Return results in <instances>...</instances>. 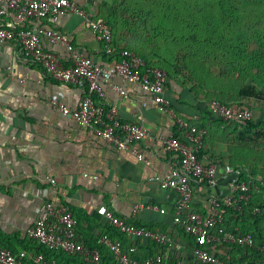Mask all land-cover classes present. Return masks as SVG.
I'll use <instances>...</instances> for the list:
<instances>
[{
	"label": "crops",
	"instance_id": "1",
	"mask_svg": "<svg viewBox=\"0 0 264 264\" xmlns=\"http://www.w3.org/2000/svg\"><path fill=\"white\" fill-rule=\"evenodd\" d=\"M71 1L95 20L105 21L113 11L112 0ZM33 23V20L26 22L27 26ZM40 24L61 31L94 62L113 67L114 60L106 53L104 43L82 16L49 17ZM117 38L122 46H128L120 34ZM46 46L58 53L66 64L70 63L65 46L48 42ZM113 85L123 87L127 98L121 97L114 87H108L103 102L116 104L123 120L148 128L152 137L135 143L134 147L149 163L132 150L117 149L53 104L58 100L77 107L86 88L48 76L37 62L23 53L18 42H0V243L4 247L26 250L32 255L38 253L42 247L28 238L27 230L41 216L46 203L53 201L79 219L77 238L84 244L99 239L103 232L111 229L104 214L111 210L139 226L166 232L175 239L173 246L161 248L145 238L129 235L121 238L110 233L113 238H121L130 256L144 259L164 250L168 264L186 258L189 237L179 232L173 221L179 195L161 185L177 160L165 150L161 140L175 130L176 116L206 128L208 137L204 140L202 155L207 162L218 161L219 184L198 186L194 208L207 214L211 196H229L228 180L241 171L233 166L242 162L231 149L235 123L221 126L211 118L210 94L197 93L180 77L169 78L167 96L176 114L173 116L158 110L151 94L139 83L123 82L115 77ZM257 101L243 100L253 102L257 107L253 108L254 118L261 121L264 106ZM237 104L240 103L230 105ZM237 249L221 245L216 252L226 262L247 264L244 263L247 254ZM51 255L59 264H94L76 252L56 251ZM25 264L36 263L28 258ZM103 264L117 263L105 260Z\"/></svg>",
	"mask_w": 264,
	"mask_h": 264
},
{
	"label": "built area",
	"instance_id": "2",
	"mask_svg": "<svg viewBox=\"0 0 264 264\" xmlns=\"http://www.w3.org/2000/svg\"><path fill=\"white\" fill-rule=\"evenodd\" d=\"M70 14L82 16L98 40L104 43L106 53L114 60L112 68L94 62L61 31L40 24L46 18L56 19ZM31 20L34 23L27 26L26 22ZM10 41L18 42L23 53L37 62L51 78L86 88V94L77 107L53 101L64 115L92 130L117 149L132 150L141 160L150 162L134 147L135 143L152 137L148 128L135 121L123 120L118 106L106 105L103 100L108 87H114L121 97L127 98L123 87L113 85V79L119 77L123 82L139 83L151 94L158 110L176 116L172 101L167 96L170 77L166 70L150 66L135 52L115 45L112 27L105 21L95 20L71 0H0V42ZM47 42L65 46L70 63L66 64L58 53L49 49ZM209 106L210 113L224 121H250L254 118V109L246 105H230L212 100ZM205 135L204 128L176 116L175 130L161 137L165 150L177 157L174 168L161 180V185L178 193L179 201L173 221L193 237L196 243L192 250L193 260L182 259L174 264H228L216 252L218 246L257 247L251 233L239 234L226 227V208L240 211L252 195L250 185L236 172L228 180L229 196H211L207 214L194 208L198 186L215 187L219 184L218 161L214 159L207 162L202 155ZM261 193L264 198V191ZM153 208L158 209L157 206ZM253 212L263 214L264 207L257 206ZM104 214L111 226L126 235L168 246L175 243L174 237L166 232L139 226L111 210H106ZM77 235L76 217L67 208L57 206L53 201L46 203L41 216L27 230L29 239L49 250L76 252L85 261L98 264L102 258L100 249L88 247L78 240ZM99 243L112 253L117 264H168L166 252L143 260L130 256L124 251L122 242L113 238L110 233L102 234ZM257 248L264 255V244ZM28 258L36 264H59L56 259L47 263L42 253L32 255L26 250L13 251L0 243V264H25Z\"/></svg>",
	"mask_w": 264,
	"mask_h": 264
},
{
	"label": "trees",
	"instance_id": "3",
	"mask_svg": "<svg viewBox=\"0 0 264 264\" xmlns=\"http://www.w3.org/2000/svg\"><path fill=\"white\" fill-rule=\"evenodd\" d=\"M184 1L185 0H160L159 3H157L158 5L151 7L150 4V7L146 9V6L142 4L141 0H138L137 2L135 0H112L113 11L105 22H107L113 29L114 44L122 46L117 38V34H120L128 43V46H123L142 57L148 65L166 70L168 75L170 74L172 78L175 76L181 77L178 76L179 74H173L171 71L173 65V63L171 65V59L175 55V52L169 50L170 48H174L172 47V44H183L186 46L197 47L199 43H202L207 49V44L213 43L214 41V28L206 27L202 29V26H207L211 23L213 17L217 16L223 18V20L227 22L229 13L234 19L239 20L240 18L236 16L235 10L239 9L238 13L240 17L243 16V11H245L248 16L253 15L254 19L256 18V23L247 27L248 30L246 31L247 33H245L244 38V41L248 42L246 46L252 51L249 60L250 68L247 70L249 71L247 72L248 76H250L249 83L242 85L237 91H233V89L223 90V87L219 88V86L211 88L208 84L200 82L193 83L186 81V83H190L193 86L192 89L197 93L198 91H200L201 94L207 92L210 94L208 97L211 100H219L226 104L240 103L253 108L254 106L252 105V102H243V100L248 101L249 99H257L260 100V102H262L261 100L264 101V34L258 33V29L256 28V26L264 27V0H189L190 4ZM240 6H244L245 8L242 9ZM197 7H201L200 20L202 26L195 23ZM142 8H144L146 12ZM141 9L144 11L139 13V10ZM150 11H152L151 15L148 13ZM230 11L234 12L231 13ZM153 15L156 16L154 17ZM160 42H163L166 46L165 49L163 48L164 45L162 46ZM159 48H161L160 50H163L159 52ZM221 67L225 68L223 66ZM222 68L220 70H222ZM230 71H228L227 74L228 78L233 77V75L230 74ZM225 72L226 71L224 70L223 73ZM181 79L185 81V76L182 75ZM211 118L221 126L236 122L234 135L238 137L240 141L237 147L234 148L233 146L231 149L233 155L240 157L242 162L238 165L232 166L238 171L241 170V174L239 172L236 173L241 176L242 180L250 185V193L252 194L250 201L243 204L242 210L238 211L237 209L226 208V227L239 234L251 233L257 242V247H259L264 244V213H254L253 209L257 206L264 207V198L261 193L264 191V180H259L257 174L251 170L252 167L250 168V166L246 165L248 162L246 161V156L244 154L246 144L242 141H244V137L249 139L248 135L255 136V138L259 136L264 137V120L258 121L256 118H253L250 121H224L213 114H211ZM190 124L204 128L202 125ZM204 129L206 130V128ZM240 135L243 138H241ZM207 137L208 134L206 130L205 141ZM203 153L204 151L202 150V154ZM258 164H260V161H258ZM76 219L78 228L79 219L77 217ZM110 228V230L103 232V234L113 233L117 236L119 235L121 238L126 235L111 225ZM178 230L189 237L188 253L186 254V256H188L184 259L191 260L193 259L192 250L196 246L195 240L180 227H178ZM120 237L115 239L119 240L121 239ZM149 241L161 248H167L168 246L152 240ZM86 245L90 248L100 249L102 258L99 263L103 264L105 260H113L117 263L112 253L104 245L99 243V239H93V242ZM40 246L42 249L35 255L40 253L44 254L45 261L50 263V261L54 259V256L51 254L56 251L49 250L41 244ZM236 247H238V250L241 249L247 254V259L244 263L264 264V255L257 247ZM251 257H253L252 260L254 262L250 260ZM137 259L143 260V258ZM227 263L236 264L232 261Z\"/></svg>",
	"mask_w": 264,
	"mask_h": 264
},
{
	"label": "rangeland",
	"instance_id": "4",
	"mask_svg": "<svg viewBox=\"0 0 264 264\" xmlns=\"http://www.w3.org/2000/svg\"><path fill=\"white\" fill-rule=\"evenodd\" d=\"M135 1L137 2L138 0ZM141 1L142 4L146 6V9H148L150 7V4L151 7L156 6L158 5L157 3H159L160 0ZM184 2L190 4L189 0H185ZM240 7L242 9L245 8L244 6ZM231 8L234 9L233 7ZM142 9L139 10V13L145 10ZM238 10L239 9H236L235 13L236 16L240 18L239 20L234 19L229 13V16H226L228 18L226 22L223 20V18L219 16L213 17L209 13L213 17L211 23H209L207 26H202V22L200 20L201 7H197L195 23H198L199 26H202V29L206 27L214 28V41L213 43L207 44V49L202 45V43H199L197 47L186 46L183 44H172V47L174 48L169 49L175 52L174 57L171 59V65L173 63L171 67L172 73L176 75L179 74L178 76H181L180 78H182V75H184L185 82L206 83L211 88H214V86H219V88L223 87V90L233 89V91H237L238 88H240L242 85L249 83L250 76H248L247 72L249 71L247 70L250 68L249 60L251 58L252 51L249 50L246 46L248 42L244 41V38L245 33H247L246 31L248 30L247 27L255 24L256 18L254 19L253 15L248 16L245 11H243V16L240 17ZM230 12L233 13L234 11ZM148 13L151 15L152 11ZM256 28L258 29V33L264 34L263 26H256ZM161 45H164L163 42L161 43ZM165 47L166 46L164 45L163 48L165 49ZM161 48L158 49L159 52L163 50H160ZM221 66L225 68H222ZM221 68L222 70H220ZM224 70L226 71L225 73H223ZM228 71H230V74L233 75L232 78L227 77ZM261 101L262 102H260L259 100L257 102L261 103L264 106V101ZM252 105H254L253 102ZM253 108L257 107L254 106ZM262 113L264 116V112ZM232 123L236 124V122ZM248 136L249 139H246L245 137L243 138L240 135V137L244 139V141H241L246 144V147L244 149L246 161H248L246 165L250 166V168L252 167L251 170H253V172L257 174V178L263 181L264 137L259 136L255 138V136ZM239 141L240 139H238V137L233 136L230 142L233 143L234 146H238ZM258 161H260V164H258ZM238 251L246 256V253H244L243 250L240 249Z\"/></svg>",
	"mask_w": 264,
	"mask_h": 264
}]
</instances>
